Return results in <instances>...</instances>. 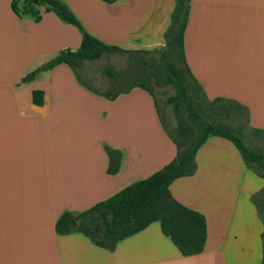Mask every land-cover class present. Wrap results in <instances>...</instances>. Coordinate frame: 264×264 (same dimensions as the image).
<instances>
[{
  "label": "crops",
  "instance_id": "crops-1",
  "mask_svg": "<svg viewBox=\"0 0 264 264\" xmlns=\"http://www.w3.org/2000/svg\"><path fill=\"white\" fill-rule=\"evenodd\" d=\"M86 32L133 50H163L176 0H62ZM28 0H0V264H263L264 220L254 201L264 175L236 145L211 136L194 171L175 180L172 196L206 218L202 253L184 256L159 222L98 246L56 223L162 170L179 156L153 96L143 88L109 99L76 69L45 64L84 34L46 5L18 13ZM183 63L208 100H232L248 124L264 130V0H188ZM40 68L39 76L23 79ZM79 76V77H78ZM85 84V85H84ZM91 88V87H90ZM42 90L38 106L33 92ZM109 150L122 155L109 174Z\"/></svg>",
  "mask_w": 264,
  "mask_h": 264
},
{
  "label": "trees",
  "instance_id": "trees-1",
  "mask_svg": "<svg viewBox=\"0 0 264 264\" xmlns=\"http://www.w3.org/2000/svg\"><path fill=\"white\" fill-rule=\"evenodd\" d=\"M104 1L115 3L120 0ZM38 5H46L48 11L54 12L64 22L76 26L84 34L78 50L73 51L67 49L63 51L45 64L46 69H53L61 64H66L76 69L83 62L98 60L107 52L117 49V46L108 45L86 32L79 19L62 0H38ZM181 7L182 0H176V9L173 15L174 23L167 35V48H170L172 51L178 48L181 54H183V31L186 18L179 34L176 35L175 33L173 35L175 24L178 22L177 14ZM14 10L22 14L37 13L34 0H28L24 9H20L14 5ZM40 73L41 69L38 68L28 74L23 81L31 82ZM170 82L175 85V88H183V81L178 74L176 77H172ZM87 87L93 90L90 86ZM139 87L143 88L141 86ZM120 94L102 93L103 96L109 99H115ZM177 99L187 105L194 116H197L195 109L191 106V99L184 91L180 90ZM33 101L36 105L42 106L45 101L44 91H34ZM200 127L202 137L192 151L179 153V156L174 161L159 172L131 184L111 198L96 204L84 212L79 214L67 212L63 214L56 223L57 233L68 234L74 230H79L90 237L98 246L112 249L118 241L143 231L155 222H159L164 235L172 240L184 256H193L202 253L208 239L206 218L200 212L178 202L170 191L171 184L175 180L190 175L194 171L195 154L211 136H219L232 141L241 152L247 164L256 162L259 159V155H254L245 148L240 140L233 136L231 129L221 123L201 120ZM109 157L108 173L116 174L120 170L122 155L119 151L109 150ZM261 174L264 175V171ZM108 214L111 215L110 220H106ZM96 215L103 216L105 220V228L101 238L92 234L84 226L85 220L92 217L93 219L90 223H93ZM80 225L82 226L81 228H79Z\"/></svg>",
  "mask_w": 264,
  "mask_h": 264
},
{
  "label": "rangeland",
  "instance_id": "rangeland-1",
  "mask_svg": "<svg viewBox=\"0 0 264 264\" xmlns=\"http://www.w3.org/2000/svg\"><path fill=\"white\" fill-rule=\"evenodd\" d=\"M188 0H182L177 14L174 34L178 35L187 14ZM81 81L98 93H127L139 86L149 92L157 105L162 123L169 137L176 144L179 153L192 151L201 139V120L216 121L231 129L233 136L254 155H259L250 165L257 171H264V131L254 130L248 124V112L240 104L226 99L208 100L199 85L184 66L180 49L133 50L117 47L95 61H86L77 68ZM180 75L183 88H175L170 79ZM180 90L191 99V106L181 103L177 96ZM254 201L264 220V189L255 195ZM85 220L84 226L101 238L105 228L103 216L96 215ZM108 214L106 220H110ZM82 226L80 225L79 228Z\"/></svg>",
  "mask_w": 264,
  "mask_h": 264
}]
</instances>
